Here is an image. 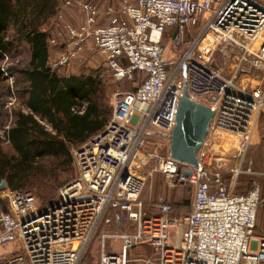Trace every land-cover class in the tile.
Here are the masks:
<instances>
[{
  "label": "built area",
  "instance_id": "built-area-1",
  "mask_svg": "<svg viewBox=\"0 0 264 264\" xmlns=\"http://www.w3.org/2000/svg\"><path fill=\"white\" fill-rule=\"evenodd\" d=\"M73 4L83 22L63 25L60 42L50 36V48H60L50 69L65 66L89 39L113 82H132L135 73L140 80L111 95L105 126L71 151L75 176L51 207L41 209L29 191H4L0 247L16 241L19 248L0 253V264H78L108 211L118 212L131 230L111 236L121 241L116 254L105 251L109 236H101L99 264H129L127 251L137 245L152 250L142 264H264V232L254 233L259 186L251 182L244 194L231 193L264 110V88L238 84L251 71L264 72V0H119L115 10L106 7L102 25L94 3L63 2ZM192 29L195 36L166 67L163 36L172 30L182 42ZM216 50L219 62L212 59ZM182 87L190 101L212 112L195 165L145 149L151 132L170 134ZM220 134L235 141L232 169L216 142ZM151 161L168 185L192 188L186 216L171 218L159 197L156 215L144 217L141 170ZM171 234L179 235L178 244Z\"/></svg>",
  "mask_w": 264,
  "mask_h": 264
},
{
  "label": "trees",
  "instance_id": "trees-1",
  "mask_svg": "<svg viewBox=\"0 0 264 264\" xmlns=\"http://www.w3.org/2000/svg\"><path fill=\"white\" fill-rule=\"evenodd\" d=\"M59 2L0 0V64L13 58L21 44L29 54L18 71L22 83H14L21 88L22 108L11 113L0 136V181L11 191L36 185L45 197L58 173L71 169L70 147L98 133L110 117V110L100 104L99 80L88 75L60 76L47 65L50 34L41 26L55 16ZM170 33L176 40V33ZM139 80L135 73L134 80L127 82L129 90Z\"/></svg>",
  "mask_w": 264,
  "mask_h": 264
},
{
  "label": "rangeland",
  "instance_id": "rangeland-1",
  "mask_svg": "<svg viewBox=\"0 0 264 264\" xmlns=\"http://www.w3.org/2000/svg\"><path fill=\"white\" fill-rule=\"evenodd\" d=\"M59 5L57 12L54 17L50 18L43 26H41L42 31H48L49 36L58 38V42L61 41L57 35L61 32V27L63 25H70L72 27H78L83 22V16L79 8L73 4L71 6H64V0H59ZM89 1L98 6L100 13L102 10L106 9L109 5H114L117 7L119 0H81ZM117 3V4H116ZM196 29L186 31L183 35L182 42L177 44L168 45V38L166 35L162 38V45L164 48V58L171 54V60L173 63L179 59L183 50L186 47V42L192 40L195 36ZM236 38V36H235ZM239 43L246 44L243 38H237ZM49 48L48 50V62H54L57 57L59 49ZM29 54L26 46L23 44L19 45L16 50V55L10 60H4L0 64V71L2 77H0V136H2L3 131L9 124L11 120V113L15 112L21 106L22 97L19 96L20 86H14V83H22L21 77L18 71L23 69L28 61ZM212 59L215 62H219L220 53L216 50L213 53ZM104 61L98 55L96 50L91 44L89 39H86L79 51L68 61V63L55 69L60 75L65 73L67 75H88L95 77L99 80L97 89L100 97V104L103 108H107L111 112L110 108V98L114 92H120L124 90H129L130 85L122 81L120 83L113 82L110 72L104 68ZM227 72V70H225ZM247 78H238V82L246 83L247 86H260L264 88V72H250ZM97 93V94H98ZM110 116V115H109ZM109 119V118H108ZM41 124L46 126L44 121H40ZM250 140V144L246 149L242 162L243 174L238 175L234 185L231 187V193L233 194H243L245 193L251 184V182L257 183L259 186V196L260 204L256 210V221L254 233L258 234V227L260 224L264 226V110L259 114L256 121L253 134ZM85 142V141H84ZM83 142V143H84ZM145 149H155L156 154L159 156H165L168 154V143L169 140L164 135L151 132L146 138ZM216 142L221 146V152L225 157L228 165L232 169L236 163L234 158L236 144L232 137L225 134H220ZM82 144V143H81ZM73 145L70 147V154L73 149L79 145ZM72 160V159H71ZM75 176V169L73 163L71 164L70 170H63L58 173L57 177L54 179L51 185V192L48 197H45L40 193L41 189L38 186L24 187L26 191H29L36 199L39 207L48 206L57 199V194L60 188L68 184ZM141 176L144 177V185L142 191L139 195V201L142 205V213L144 217H151L157 213V198L161 197L166 203L171 207L170 217L180 219L189 213V206L193 195V190L190 186H170L168 182L155 171V161L149 162L141 170ZM40 189L39 191H37ZM9 190L5 187L4 190L0 191V212L4 208L5 202L2 200L4 196V191ZM52 206V205H51ZM48 206V207H51ZM47 208V207H46ZM109 220L108 222H105ZM120 226V228L117 227ZM130 231L129 225L123 223L119 220V216L116 213L108 211L104 214L101 219L90 243L84 250L80 261L78 264H99V245L102 235H107L104 241L111 253L119 252V243L121 242L118 238H112L111 236H120L124 231ZM179 232V231H177ZM171 239L176 243H179V235L175 236L171 234ZM118 240V241H117ZM120 241V242H119ZM17 242H13L7 246L0 247V253H7L12 249L18 250ZM151 251V252H150ZM152 256V250L145 245H137L128 249L127 259L129 264H142L144 260L150 259Z\"/></svg>",
  "mask_w": 264,
  "mask_h": 264
},
{
  "label": "water",
  "instance_id": "water-1",
  "mask_svg": "<svg viewBox=\"0 0 264 264\" xmlns=\"http://www.w3.org/2000/svg\"><path fill=\"white\" fill-rule=\"evenodd\" d=\"M211 118L212 112L204 105L190 101L185 95V87H182L174 126L167 136L169 158L179 163L195 165L196 152L207 134ZM183 175L188 176L187 173ZM5 187V182L0 181V191Z\"/></svg>",
  "mask_w": 264,
  "mask_h": 264
},
{
  "label": "crops",
  "instance_id": "crops-1",
  "mask_svg": "<svg viewBox=\"0 0 264 264\" xmlns=\"http://www.w3.org/2000/svg\"><path fill=\"white\" fill-rule=\"evenodd\" d=\"M117 4V3H116ZM96 5V4H95ZM97 6V5H96ZM109 6H111L114 10L117 8V7H115L113 4L112 5H109ZM108 7V6H107ZM97 8H98V6H97ZM98 11H99V16H98V21H97V25H102V24H104L105 23V18H107V17H105L104 15H103V13H104V11H105V9L104 10H102L101 11V13H100V10H99V8H98ZM171 31V30H170ZM170 31H168V36H167V38H168V45L170 44V45H172V44H177V43H179L180 41L178 40V39H176V40H174V41H172L171 40V33H170ZM163 46V45H162ZM165 51V50H164ZM165 54V53H164ZM171 54H169L166 58H164V60H165V62H166V67H171L172 65H173V61L171 60V56H170ZM48 63V62H47ZM104 68L106 69V71H107V68H106V66L104 65ZM58 74V73H57ZM59 75V74H58ZM67 74H65V73H61L60 74V76H66ZM246 76V77H245ZM247 78L248 79V75H244V76H242L241 78ZM240 86H242V87H245V88H249V87H253V86H247V84L246 83H238ZM35 119L36 120H38V117H35ZM39 121V120H38ZM43 125V124H42ZM46 125H48V124H46ZM49 126V125H48ZM45 128H47L46 126H44ZM47 130H50V126H49V128L47 129ZM251 138H254V137H251ZM245 172H247V171H245ZM191 201H192V199H191ZM191 203V202H190ZM170 206V205H169ZM171 207V206H170ZM111 212H113V213H116L118 216H119V213L118 212H116V211H111ZM255 221H256V217H255ZM117 227L118 228H120V226L119 225H117ZM256 227V226H255ZM257 228V227H256ZM258 231L260 232V231H263L264 232V226H262V224H260V226L258 227ZM118 241V240H117ZM120 242V241H119ZM120 245H121V242L119 243V247H120ZM104 246H105V251L106 252H109V253H111L110 252V250L108 249V247H107V245H106V243H105V241H104ZM151 252V251H150ZM114 254H116V253H114ZM151 258H152V256H151ZM150 258V259H151ZM150 259H148V260H150Z\"/></svg>",
  "mask_w": 264,
  "mask_h": 264
},
{
  "label": "bare ground",
  "instance_id": "bare-ground-1",
  "mask_svg": "<svg viewBox=\"0 0 264 264\" xmlns=\"http://www.w3.org/2000/svg\"><path fill=\"white\" fill-rule=\"evenodd\" d=\"M209 39V38H208Z\"/></svg>",
  "mask_w": 264,
  "mask_h": 264
}]
</instances>
